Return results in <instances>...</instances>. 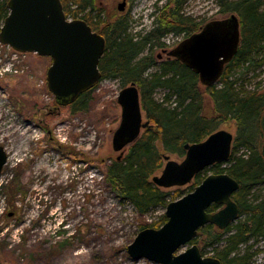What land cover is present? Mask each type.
<instances>
[{
    "label": "rangeland",
    "instance_id": "1",
    "mask_svg": "<svg viewBox=\"0 0 264 264\" xmlns=\"http://www.w3.org/2000/svg\"><path fill=\"white\" fill-rule=\"evenodd\" d=\"M216 1L187 0L184 14L201 28L227 18L228 14L219 12ZM118 2L96 0L100 26L124 20L129 33L139 35L151 29L154 14L164 5L163 0H129L127 9L119 13ZM184 39L183 35L164 37L166 47L155 50V59L160 56L164 60L163 50L171 51ZM261 58L264 49L257 59ZM50 64L48 57L0 47V131H8L0 134V148L7 157L0 173V264H155L130 259L127 247L142 230L140 225L158 221L166 206L140 216L103 178L105 166L118 156L111 142L120 123L121 111L116 103L122 89L119 81L100 80L87 110L71 113L57 105L47 89ZM233 79L237 86L253 90L264 81V65L245 66L234 73ZM167 94L156 90L153 97L160 103ZM173 100L169 95L166 104L173 106ZM204 104L205 111L211 113L212 104L205 96ZM26 124L33 126V135L12 159L18 146L14 128L23 129ZM218 130L235 135L232 122ZM169 157L176 162L184 158ZM191 186L192 182L165 190L170 194L179 190V199L191 192ZM167 202H172L170 197ZM249 245L254 252L250 264H264V240ZM204 254L214 255L212 249Z\"/></svg>",
    "mask_w": 264,
    "mask_h": 264
},
{
    "label": "trees",
    "instance_id": "2",
    "mask_svg": "<svg viewBox=\"0 0 264 264\" xmlns=\"http://www.w3.org/2000/svg\"><path fill=\"white\" fill-rule=\"evenodd\" d=\"M7 1L0 0V24L8 14ZM163 1L151 29L139 35L130 34L124 20L101 27L96 0H60L66 18L85 21L104 38L106 49L99 62L101 80L117 79L122 88L133 83L149 123L120 159L116 157L105 166L103 178L119 199L132 204L144 216L155 207L166 206L169 197L175 201L179 196V190L170 194L151 181L162 169L163 156L184 157V144L201 142L221 125L232 122L235 135L229 160L196 174L190 190L208 176L205 172L228 174L238 183L232 201L238 207L239 218L224 230L207 224L190 244L199 245L202 256L206 249H212L213 257L221 264H250L254 252L247 244L264 240V188H259L264 185V81L253 90H245L237 86L233 76L245 66L264 65V58L257 59L264 49V0L216 1L221 14L238 18L240 43L218 81L208 87L179 60L155 59V50L165 49L162 39L167 35L187 38L201 29L200 23L184 14L187 0ZM94 88L66 106L69 111H86ZM156 90L168 93L163 102L154 99ZM169 95L174 98L173 106L166 104ZM204 96L212 104L211 113L205 111ZM218 208L212 205L209 212ZM165 221L163 214L152 224L140 225V229H158Z\"/></svg>",
    "mask_w": 264,
    "mask_h": 264
},
{
    "label": "water",
    "instance_id": "3",
    "mask_svg": "<svg viewBox=\"0 0 264 264\" xmlns=\"http://www.w3.org/2000/svg\"><path fill=\"white\" fill-rule=\"evenodd\" d=\"M6 7L8 14L0 27V44L17 53L50 58L46 84L57 105L66 107L97 86L106 42L85 21L68 20L60 0H8ZM239 43L238 18L230 14L205 24L169 51L167 57L179 60L208 87L218 81ZM116 103L121 111L120 123L111 143L118 160L149 123L143 118L140 94L133 83L120 90ZM233 141L234 135L216 130L201 142L184 144L183 160L176 162L163 156L165 164L152 177V183L161 189L189 184L202 170L226 163ZM6 160L0 148V173ZM237 190L238 183L228 174H209L190 193L166 205L162 226L143 229L136 235L127 247L128 256L155 264H221L214 257L202 256L199 248L190 243L207 224L224 230L238 220V207L232 201ZM212 205L219 209L209 212ZM185 247L188 248L182 250Z\"/></svg>",
    "mask_w": 264,
    "mask_h": 264
},
{
    "label": "bare ground",
    "instance_id": "4",
    "mask_svg": "<svg viewBox=\"0 0 264 264\" xmlns=\"http://www.w3.org/2000/svg\"><path fill=\"white\" fill-rule=\"evenodd\" d=\"M2 116H0V120H1ZM8 131H0V134L2 133H7ZM14 134H16V138L18 139V146L16 148H14V151H16L15 154L11 155V158L13 159V157H15L18 153V148L25 145L27 143V141L29 140V138L33 135V126L31 124H26L25 127L22 128H14L13 131ZM9 136V135H8ZM39 172V171H37ZM42 172V171H41ZM42 175V173L40 174Z\"/></svg>",
    "mask_w": 264,
    "mask_h": 264
},
{
    "label": "flooded vegetation",
    "instance_id": "5",
    "mask_svg": "<svg viewBox=\"0 0 264 264\" xmlns=\"http://www.w3.org/2000/svg\"><path fill=\"white\" fill-rule=\"evenodd\" d=\"M120 5H123V7H122L123 10H121V11L118 10V7H119ZM128 6H129V0H119L118 4H117V6H116V10H117L119 13H123V12L127 9ZM163 53H165L166 58H168V57H167V53H168V52H167L166 50H163ZM157 59L161 60V59H160V56H158Z\"/></svg>",
    "mask_w": 264,
    "mask_h": 264
},
{
    "label": "built area",
    "instance_id": "6",
    "mask_svg": "<svg viewBox=\"0 0 264 264\" xmlns=\"http://www.w3.org/2000/svg\"><path fill=\"white\" fill-rule=\"evenodd\" d=\"M0 47H1V48L5 47L6 49H11L10 47H8V46H3V45H1V44H0ZM11 50H12V49H11Z\"/></svg>",
    "mask_w": 264,
    "mask_h": 264
}]
</instances>
